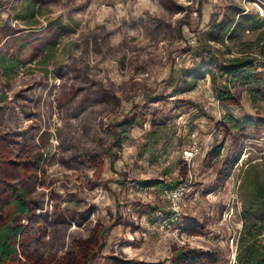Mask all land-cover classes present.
<instances>
[{
  "label": "rangeland",
  "instance_id": "obj_1",
  "mask_svg": "<svg viewBox=\"0 0 264 264\" xmlns=\"http://www.w3.org/2000/svg\"><path fill=\"white\" fill-rule=\"evenodd\" d=\"M262 38L264 0H0V162L9 148L40 159L53 208L82 221L98 209L92 264L120 248L172 263L180 246L235 264L240 185L250 165L264 173V124L251 125L264 86L222 67L248 56L263 72ZM182 186L176 211L165 190Z\"/></svg>",
  "mask_w": 264,
  "mask_h": 264
},
{
  "label": "trees",
  "instance_id": "obj_2",
  "mask_svg": "<svg viewBox=\"0 0 264 264\" xmlns=\"http://www.w3.org/2000/svg\"><path fill=\"white\" fill-rule=\"evenodd\" d=\"M222 70L230 73L234 80L252 82L255 88L264 86V71L256 72L254 61L248 56L234 57ZM226 88L219 94L220 98L234 99ZM263 124L251 123L252 128L258 129ZM223 126L230 128L231 133L235 128H242L227 120ZM119 144V137L114 136L108 154H114L113 150ZM102 153L95 151L93 155L100 156ZM8 154L10 156L0 162V264H92L106 231L98 209L92 205L84 212V218H87L82 221L68 215L60 204L53 208L55 197L51 199L52 189L47 191L50 187L49 184L45 185L47 175L45 170L42 174L44 165L41 166L40 159L30 160L22 152L13 154L11 148ZM229 155L227 160L231 157ZM114 164L115 159L112 160V169ZM142 184L145 187L165 186L164 181L157 179L144 180ZM240 189L244 195L241 213L243 227L238 239L235 264H264V173L257 164L248 167ZM221 215L216 223L221 222ZM57 244L67 250H47ZM223 255L180 246L173 251L172 263L164 264H230L229 257ZM112 257L116 264H144L143 261L128 258L122 248L114 251Z\"/></svg>",
  "mask_w": 264,
  "mask_h": 264
},
{
  "label": "built area",
  "instance_id": "obj_3",
  "mask_svg": "<svg viewBox=\"0 0 264 264\" xmlns=\"http://www.w3.org/2000/svg\"><path fill=\"white\" fill-rule=\"evenodd\" d=\"M193 155H194V151H191L189 153V156H193ZM184 188H185V186L175 188V189L165 190V196L167 199H169L172 202L175 210L178 207L177 205H179L178 204L179 200L181 199V197L184 194V190H185Z\"/></svg>",
  "mask_w": 264,
  "mask_h": 264
}]
</instances>
